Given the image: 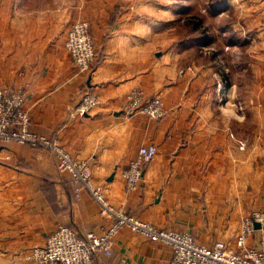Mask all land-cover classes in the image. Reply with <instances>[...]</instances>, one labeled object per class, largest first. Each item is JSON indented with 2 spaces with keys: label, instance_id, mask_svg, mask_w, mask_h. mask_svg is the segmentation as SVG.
I'll use <instances>...</instances> for the list:
<instances>
[{
  "label": "crops",
  "instance_id": "1",
  "mask_svg": "<svg viewBox=\"0 0 264 264\" xmlns=\"http://www.w3.org/2000/svg\"><path fill=\"white\" fill-rule=\"evenodd\" d=\"M184 1L0 0V86L25 91L31 130L90 161L94 184L114 206L159 229L189 231L203 245L224 241L239 250L242 219L264 208V102L245 109L243 85L223 75L228 105L221 106L214 60L197 62L196 37L180 42L170 34V21L181 15L172 6ZM229 4L242 25L239 38H247L261 63L264 0ZM77 20L90 22L98 51L82 76L65 47ZM255 78V93L264 97L260 70ZM133 89L147 99L161 97L165 117L128 113ZM87 92L102 105L73 116ZM144 144H155L158 154L145 166L139 190L131 192L122 174ZM111 222L88 194L75 199L49 151L0 143V264H33L30 249L61 225L83 236L100 234ZM255 245L258 234L246 243ZM171 257L167 244L123 228L113 255L99 256L97 264H170Z\"/></svg>",
  "mask_w": 264,
  "mask_h": 264
},
{
  "label": "built area",
  "instance_id": "2",
  "mask_svg": "<svg viewBox=\"0 0 264 264\" xmlns=\"http://www.w3.org/2000/svg\"><path fill=\"white\" fill-rule=\"evenodd\" d=\"M65 47L76 75L82 76L92 70L98 51L90 22H73L68 30ZM216 78L219 101L228 105V88L218 74ZM146 97L142 90L130 91L125 103L126 111L139 112L154 121L164 118L166 111L161 97ZM25 102V91L0 86V143L16 141L49 151L55 157L60 173L70 179L75 199L79 200L88 194L96 201L100 214L112 221L102 233L90 231L83 236L70 226H59L48 236L45 244L30 249L28 259L33 264H97L99 256L113 255L115 238L123 228L150 241L170 246V264H264V208L242 219L237 238L239 250L230 249L224 241H217L211 246L203 245L189 231L159 229L125 209L114 206L106 193L94 184L90 161L74 158L60 142L33 132L29 113L24 108ZM101 105V98L97 94L87 92L72 115L84 116ZM245 145V142H241L242 149H245ZM157 154L158 147L155 144L139 147L136 159L130 162L122 174L128 191L139 190L145 166L152 163ZM256 223L260 224V228L256 227ZM255 234H258V245L247 247L248 239Z\"/></svg>",
  "mask_w": 264,
  "mask_h": 264
},
{
  "label": "rangeland",
  "instance_id": "3",
  "mask_svg": "<svg viewBox=\"0 0 264 264\" xmlns=\"http://www.w3.org/2000/svg\"><path fill=\"white\" fill-rule=\"evenodd\" d=\"M215 1L185 0L178 6L175 2L176 4L172 7L180 10L181 15L177 19L176 13V18L170 21L169 26H172L169 29L170 34L175 37L178 35L180 42L186 41L189 37H196L197 44L193 54L197 62L208 63L214 60L215 72L222 81H224L223 75H225L243 85L245 89V104L243 103V106L245 109L257 106L259 102H264V97H258V94L255 93L259 85L255 75L259 70L260 74L264 75V60L259 63L260 59L254 56L253 47L231 42L234 39L231 37L232 34H235L236 37L242 36L240 34L242 25L238 21L237 13L233 10L227 9L224 13L214 12L212 3L214 4ZM227 1L230 3V0ZM245 39L247 38L244 37ZM188 69L194 70L191 66ZM220 104L225 106L221 102ZM252 128V125L248 124L247 134L251 132Z\"/></svg>",
  "mask_w": 264,
  "mask_h": 264
},
{
  "label": "trees",
  "instance_id": "4",
  "mask_svg": "<svg viewBox=\"0 0 264 264\" xmlns=\"http://www.w3.org/2000/svg\"><path fill=\"white\" fill-rule=\"evenodd\" d=\"M227 9H229L230 11L233 10V7L231 5H229L228 1L227 0H216L214 2V4L212 3V10L214 12H225ZM188 24H189V21H188ZM233 33V32H232ZM231 34V33H230ZM232 38V41L231 42H234L235 44H242V45H248V43L246 41H242L239 37H236L235 34H232L231 35ZM229 87V83L226 84V88ZM44 192H45V196L47 195V192H46V189L44 188ZM47 198L48 200L53 204L54 203V197L50 194V195H47Z\"/></svg>",
  "mask_w": 264,
  "mask_h": 264
},
{
  "label": "water",
  "instance_id": "5",
  "mask_svg": "<svg viewBox=\"0 0 264 264\" xmlns=\"http://www.w3.org/2000/svg\"><path fill=\"white\" fill-rule=\"evenodd\" d=\"M256 227H257V228H260V224H259V223H256Z\"/></svg>",
  "mask_w": 264,
  "mask_h": 264
}]
</instances>
